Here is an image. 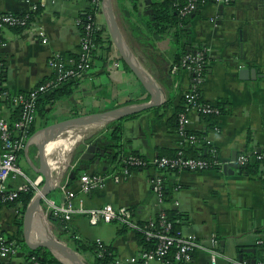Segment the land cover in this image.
<instances>
[{"label": "crops", "instance_id": "crops-1", "mask_svg": "<svg viewBox=\"0 0 264 264\" xmlns=\"http://www.w3.org/2000/svg\"><path fill=\"white\" fill-rule=\"evenodd\" d=\"M154 1L140 0L139 13L148 15ZM41 3L45 6L33 15V19L35 28L44 35L17 29L4 31L6 43L0 54L5 64V89L12 95L30 92L51 78L53 71L49 59L52 55L67 60L71 54L78 56L80 51V23L91 9L90 0H0V14H27L34 5ZM114 6L116 13V0ZM129 19L138 23L134 17ZM97 24L104 31L103 36L111 38L102 10L97 15ZM187 28L189 34L185 42L191 47L188 51L203 47L209 51L208 73L202 86L203 99L223 108L222 116L213 119H203L191 112L189 131L201 132V146L209 153L215 151L216 159L221 162H232L235 158L237 161L243 153L264 155V0H233L230 5L222 6L204 4L192 15ZM44 38L48 39L46 43H43ZM157 49L162 57L158 63L146 59L140 50L135 54L131 51L152 75L163 95L159 106L122 121L120 162L133 154L146 160L160 155L171 156L182 148L183 139L171 130L170 120L182 107V96L191 84L190 74L184 70L176 74L172 71L177 48L171 37L158 41ZM110 51L107 56L98 50L94 67L86 78L78 80L73 92L46 108L45 116L37 115L33 135L36 139L22 154L29 156L33 146L35 159L40 139L38 132L50 124L151 101V95L133 72L125 68L124 61L122 69L114 68V59L120 54L114 45ZM243 69L256 70L257 78L242 79ZM17 110L7 107L3 112L11 124ZM96 160L84 166L89 174L109 176L120 172V164L110 158H104L99 164ZM30 165L32 173L28 176L34 178V168L38 167ZM242 167L234 175H226L223 168L198 172L138 168L119 183L110 178L103 188L89 194L79 193L75 203L78 205L82 199L88 209L108 204L116 208L127 207L141 224L157 218L162 210H176L186 216L178 236H196L200 241L208 242L213 234L218 235L223 254L219 264H228L240 256L254 262L261 257L257 252V240L264 238V164L254 176L241 173ZM157 175L164 184V204L159 202L152 186ZM22 183L21 178L10 180L9 188H17ZM78 184L77 179L69 189L78 191ZM50 196L49 199L57 205L64 197L59 189ZM19 207L1 205L0 231L3 234L19 232L15 224ZM71 228L67 234L59 229V238L73 248L76 239L93 240L92 243L101 240L114 248L117 264H129L142 253L137 233L120 224L91 226L84 216H75ZM120 230L124 231L120 233ZM48 232H51L49 223ZM78 253L85 264H92L86 253ZM23 258L24 253L11 264H22ZM192 264H209L208 254L196 253Z\"/></svg>", "mask_w": 264, "mask_h": 264}, {"label": "built area", "instance_id": "built-area-1", "mask_svg": "<svg viewBox=\"0 0 264 264\" xmlns=\"http://www.w3.org/2000/svg\"><path fill=\"white\" fill-rule=\"evenodd\" d=\"M233 0H188L186 5L179 8L180 14L183 16L192 15L197 12L200 6L213 3L217 6L230 5ZM44 4L34 5L31 12L27 14H0V52L5 46L4 31L7 29H17L22 31H33L36 35L42 34L35 28L33 15L36 14ZM102 10V0H91V11H89L81 21L84 30L81 31V44L79 51L80 62L76 68H69L67 62L72 60L64 59L59 55H52L49 59V67L53 71V75L48 80L40 83L35 89L27 93H19L12 95L5 89V64L0 54V203L13 202L17 200L21 193L34 192V196L41 193L44 178L36 175L34 178L29 177L19 166V158L27 149L33 140L30 132L37 118V104L41 96L52 93L54 90L62 86L63 83L69 81L83 80L87 77L88 72L92 69L91 64L96 56L97 46L94 43V35L100 30L97 24V15ZM44 35V34H42ZM48 39L44 38L43 43ZM114 59V68L122 69L123 60L121 56ZM209 51L203 47L194 54L185 55L179 63H175L172 71L176 74L182 70L190 74V88L184 92L187 99V107L179 117L178 135L183 139L182 148L175 157H155L152 160H146L139 155H129L120 162L121 169L118 174L112 175H96L85 172L79 179L78 191L69 189L70 171L75 168V164L68 163L64 177L57 188L63 193L61 204L57 205L51 199L45 198L49 216L61 217L66 221H72L75 216H84L91 226H99L106 223H117L135 233L145 235L147 241H155L156 246L152 250H142L138 258H133L129 264L141 262V264H152L159 262L168 264L167 257L176 248L174 254L175 262L179 264H192L196 253H207L209 256V264H219V259L223 257L221 252L220 240L217 234H213L208 242L200 241L196 236L182 237L173 233V223L169 222L165 210H162L158 218L140 225L130 208H116L112 205H104L99 208L88 209L84 206L83 200H79L78 205L75 203L78 194H89L97 189L105 187L108 179H112L115 183L121 182L130 176L133 170L138 168H154L158 171L165 170H187V171H206L215 168H223L226 162L216 159V152H210L213 160L203 158L188 157L184 149L190 146H201L202 141L195 136L188 137L187 132L190 127L189 114L195 112L198 116L220 117L223 114V108L219 104L209 103L203 99L202 86L205 80V68L207 67ZM204 101V103H200ZM7 107L16 108L20 111L19 119L11 124L3 112ZM263 154H240L236 163L239 167L247 163L260 161ZM21 178L23 183L17 188L10 189L9 181ZM152 186L157 193L159 202H165V190L162 178L157 175L152 180ZM178 205V204H177ZM13 234H3L0 231V264H11L12 260L22 256L23 251L18 238L9 237ZM98 246V255L103 256L105 244L101 240L96 241ZM258 246H264V238L257 240ZM22 264H41L37 257L23 258ZM228 264H252L246 260H231ZM255 264H264V257Z\"/></svg>", "mask_w": 264, "mask_h": 264}, {"label": "trees", "instance_id": "trees-1", "mask_svg": "<svg viewBox=\"0 0 264 264\" xmlns=\"http://www.w3.org/2000/svg\"><path fill=\"white\" fill-rule=\"evenodd\" d=\"M91 1V0H90ZM117 2V10L116 17L119 28L127 39L128 46L130 50L135 54L137 51H141L143 55L149 61L153 60L155 63H158V60L162 59L157 49V42L165 37H171L173 45L177 48V53L175 55V63H179L180 60L187 54H194L199 51L201 48H195L192 51L187 50L186 46V37L189 34V29L187 26L190 23L192 15L183 16L180 14L179 8H182L188 0H158L151 3L148 9V15H141L140 12V0H116ZM91 11V9H89ZM121 16V17H120ZM85 17V16H84ZM135 18L137 22H133L128 18ZM81 26V31L84 30L83 23ZM104 31L98 30L94 35V43L97 46L96 54L98 50L105 53V55L109 56L110 50L112 48L113 42L110 37L105 38L103 36ZM101 57V56H100ZM96 58V56H95ZM70 60L68 61L67 66L69 68H76V65L79 64L80 58L76 56V54L70 55ZM209 61V58L206 59ZM94 62V61H93ZM92 62L91 68L94 67V63ZM125 68L130 71L129 67L125 64ZM205 68V75H207L208 71ZM171 70V69H170ZM53 78V77H52ZM79 81H69L63 83L62 86L54 90L50 94H46L41 96L38 99L37 104V115L45 116V110L48 107H52L55 103L64 96L70 95L73 92L75 85ZM204 103V101H200ZM187 99L185 94L182 96V107L179 108L175 114V116L170 120V128L174 130L176 133L179 131V117L180 114L183 113L187 107ZM160 110V109H159ZM20 117V111L17 110L15 115L13 116V121L16 122ZM203 119H213V117L202 116ZM131 118V117H129ZM126 118V119H129ZM125 120V119H124ZM122 121H115L107 124V126L100 130L93 137L89 138L85 141V143H80L74 150L71 156V164H75V168L70 171V183L69 186L77 179H79L85 172L84 166L89 165L93 162V160L97 159L100 156V153H96L95 158L93 160H84L81 161L80 157L84 150L86 149V145L92 142L98 141V147L100 150L105 151L104 158H110L113 162L120 164L119 158L121 157L122 147H123V126ZM13 122V123H14ZM35 128L31 129V136L34 135ZM188 137L195 136L198 140L202 141L203 134L201 132L188 131ZM101 152V151H100ZM110 152V153H108ZM178 151L174 155H165L167 157H175ZM186 156L193 158H203L206 160H213V156L211 153L207 152L203 146H190L189 149L185 152ZM164 155H160L162 157ZM264 164V156L260 161H256L255 163L249 162L244 165L240 172L245 173L247 175H257L261 166ZM120 164V168H121ZM54 193V192H53ZM51 194V196L53 195ZM50 196V195H49ZM50 196V197H51ZM34 197V192H26L21 193L19 198L13 202L0 203L1 205H5L9 208L19 207V215L15 219V224L19 229L17 234H13V236L9 237L18 238L22 251L24 253L25 258L37 257L41 264H57V260L52 256V254L44 249L31 250L25 243L23 237V226H24V212ZM1 209V208H0ZM166 217L169 222L173 223V233L177 235L181 223L186 220V216L179 211L176 210H167L165 212ZM51 219L54 221L53 223L61 229L64 234H67L69 230H71L72 221H66L61 217H54L50 215ZM158 218V216H157ZM156 218V219H157ZM147 223V222H146ZM146 223H139L140 225H144ZM124 230H120V233ZM74 236V234H72ZM72 236V237H73ZM178 236V235H177ZM137 241L142 250H152L156 246L155 241H147L145 235L142 233H137ZM74 249L80 253L92 252L93 259L92 264H117V255L115 254L114 248L111 245L106 246L103 251V256L98 255V246L97 243H92L88 241H84L82 239H76ZM176 248H173L168 259V264H179L175 262L174 254L176 252ZM241 254H244L243 250H238ZM257 252L261 255L260 259L264 257V246H257ZM245 255V254H244ZM259 259V260H260Z\"/></svg>", "mask_w": 264, "mask_h": 264}, {"label": "water", "instance_id": "water-1", "mask_svg": "<svg viewBox=\"0 0 264 264\" xmlns=\"http://www.w3.org/2000/svg\"><path fill=\"white\" fill-rule=\"evenodd\" d=\"M102 12L104 14L106 26L111 36L113 45L119 52L124 63L129 67V69L151 95V101L136 105H129L127 107H122L107 112H99L80 117H73L68 120L50 124L45 129L38 132L40 139L37 144V148L41 165L38 168H34V172L36 175L43 176L44 184L41 193L35 195L32 198L24 212L23 237L26 245L31 250L42 248L49 251L55 260H57V264L85 263L81 259L79 253L66 241L61 240L57 236H53L51 232H48L38 224V212L42 210V202L56 190L57 184L62 181L65 171L68 168L67 165L60 175L58 173H54L49 166L47 147L55 143L58 139L69 134V132H79L84 130V136L75 144L68 156V159L70 160L73 151L77 147V144H84L86 140L96 135L98 131L103 130L107 124L124 120L133 115L157 107L162 103V89L157 85L152 75L145 69V67H143V65L131 52L119 28L115 13L114 0H102ZM187 50H191V47H187ZM241 77L244 80H248L250 78L256 79L257 72L254 69H243L241 71ZM33 137V140H35L36 136ZM96 153H100V156L96 160V162L99 164L105 157V151L100 150L98 147V141L86 145V149L82 153L80 160H93ZM235 161L236 158L233 159L232 162H228L224 165L223 171L226 175H234L239 170V165L235 163ZM239 259L243 261V256H240ZM251 263L255 264L256 261Z\"/></svg>", "mask_w": 264, "mask_h": 264}, {"label": "bare ground", "instance_id": "bare-ground-1", "mask_svg": "<svg viewBox=\"0 0 264 264\" xmlns=\"http://www.w3.org/2000/svg\"><path fill=\"white\" fill-rule=\"evenodd\" d=\"M84 132V130L79 132H69V134L58 139L55 143L47 147L49 166L54 173L62 174V171L68 164V156L71 150L75 144L82 139ZM59 144L60 146L58 149ZM55 169H57V171H55ZM37 219L39 222L38 224L48 231V222L42 210L38 212Z\"/></svg>", "mask_w": 264, "mask_h": 264}, {"label": "rangeland", "instance_id": "rangeland-1", "mask_svg": "<svg viewBox=\"0 0 264 264\" xmlns=\"http://www.w3.org/2000/svg\"><path fill=\"white\" fill-rule=\"evenodd\" d=\"M155 1H158V0H155ZM38 124L41 123V119L38 120ZM96 132V131H95ZM80 144V143H79ZM78 146V144H77ZM74 152V151H73ZM34 154H35V147H31L30 149V152H29V156L25 154H22L20 156V160H19V164H20V167L22 168V170L28 175H30L32 172H31V169H30V164L32 163L33 165L37 166V167H40L41 165V160L38 156V153H37V156L35 157L34 159ZM32 160V162L29 164L30 160ZM71 160V159H70ZM70 160L68 159V163H70ZM68 165V164H67ZM42 212L44 213V215L46 216V219L50 225V228H51V234L53 236H57V237H60V233H59V228L57 225H55L53 222V220L51 219V217L49 216L48 214V211H47V208H46V205H44V201L42 202ZM63 239V238H61ZM91 242H93V240H91ZM86 258L87 260L89 261H92L93 259V254L92 252H87L86 254Z\"/></svg>", "mask_w": 264, "mask_h": 264}]
</instances>
